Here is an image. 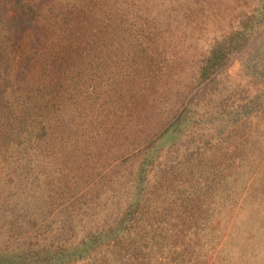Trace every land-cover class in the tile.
Masks as SVG:
<instances>
[{"label":"rangeland","instance_id":"obj_1","mask_svg":"<svg viewBox=\"0 0 264 264\" xmlns=\"http://www.w3.org/2000/svg\"><path fill=\"white\" fill-rule=\"evenodd\" d=\"M0 264H264V0H0Z\"/></svg>","mask_w":264,"mask_h":264}]
</instances>
